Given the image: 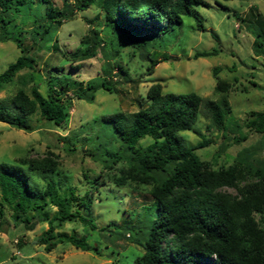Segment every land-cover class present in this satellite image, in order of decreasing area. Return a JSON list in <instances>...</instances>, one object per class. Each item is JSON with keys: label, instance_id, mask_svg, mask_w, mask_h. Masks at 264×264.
<instances>
[{"label": "trees", "instance_id": "16d2710c", "mask_svg": "<svg viewBox=\"0 0 264 264\" xmlns=\"http://www.w3.org/2000/svg\"><path fill=\"white\" fill-rule=\"evenodd\" d=\"M202 3L206 5L203 0H80L81 9L93 4L97 7L95 18L102 14L112 33L132 35L142 45L147 38L166 44L163 37L181 25L183 16L192 17L196 26L203 29L201 17L193 9L194 4ZM31 4L32 0H0V42L13 41L20 50L16 59L0 73V91L20 71H28L20 76L16 92L7 101L0 100V122L26 131L33 130L27 120L35 111L42 120L60 127L67 116L63 96L68 90L77 99L92 101L97 89L111 91L112 88L104 77L96 76L80 83L68 75L61 78L50 75L53 83L68 78L69 84L65 87L69 89L58 84L48 96L39 91L32 83L31 73L37 71L38 54L22 45ZM52 10L55 15L48 21L44 18L47 19L49 11L41 16L43 21L33 26L40 47L45 49L51 47V39L65 15L60 10ZM255 35L260 37L259 33ZM83 45L68 55L70 61L92 58L97 50L103 51L98 30H91L84 37ZM256 46L264 53L262 41ZM210 54L202 51L195 55ZM160 55L162 60L167 59L163 52L151 51L148 55L151 60L148 73L160 61ZM114 57L110 53L106 63ZM113 66L114 73L126 74V68L119 62ZM78 67L75 64L73 68ZM213 77L214 91L219 94L217 99L202 97L194 91L163 93L161 84L154 83L147 89L146 105L128 114L116 112L96 118L107 124L118 140L117 146L110 143L101 150L102 177L115 187L137 189L153 199L141 222L132 227L122 228L113 223L98 227L93 217L82 212V209L90 210L91 193L97 189L98 180L89 182V191L81 195L71 186L61 189V180L53 176L58 173V156L50 150L41 158L23 159L20 164L0 163L1 199L11 208L13 219L22 216L24 226L31 229L32 224L26 225L27 213H38V220L47 222L46 230L37 237L46 251L61 242L85 251L95 250L85 237L56 232L65 222L79 221L91 229L109 232L113 228L116 235L126 231L131 236L128 239L140 248V253L133 257L134 264H264V169H253L236 160L212 167L194 151L207 145L209 140L201 139L187 146L179 136L186 130L201 136L193 127L201 107L210 119L207 128H226V116L231 111L227 97L231 83L221 79L215 69ZM29 83L32 85L27 93L23 86ZM247 123L254 131L263 133L264 111L252 113ZM144 139L148 141L143 143ZM31 171L46 177L42 188L31 179ZM224 188H231L234 193ZM46 206L55 208L51 217L42 214ZM115 233L109 232L112 236Z\"/></svg>", "mask_w": 264, "mask_h": 264}, {"label": "rangeland", "instance_id": "374dc122", "mask_svg": "<svg viewBox=\"0 0 264 264\" xmlns=\"http://www.w3.org/2000/svg\"><path fill=\"white\" fill-rule=\"evenodd\" d=\"M203 2L206 5H193L201 17L203 29L196 26L192 17L183 16L181 25L163 37L166 44L147 38L142 45L141 40L132 35L112 33L102 14L95 18L98 9L94 4L81 9L80 0H46L45 3L32 0L22 45L38 54L37 71L31 73L34 76L32 83L39 91L48 96L58 84H62L63 89L68 86V78L53 83L50 75L58 78L68 75L80 83L96 76L104 77L112 88L111 91L97 89L92 101L77 99L68 90L63 96L67 116L60 127L42 120L38 111L28 117L31 131L0 122V163L20 164L23 159L41 158L50 150L58 156V173L53 176L61 180V189L71 186L81 195L89 191V182L98 180L97 189L91 193L90 210L82 209L84 214L93 217L98 227L110 223L122 228L132 227L143 220L153 199L137 189L115 187L102 177L101 150L110 143L117 146L118 140L107 124L96 118L116 112L128 114L146 105L147 89L154 83L161 84L163 93L194 91L202 97L217 99L215 69L221 79L231 83L227 92L231 111L226 116V128H207L210 119L201 107L193 125L201 136L188 130L180 132L179 136L187 146H193L201 139L209 140L207 145L194 151L212 167L236 160L253 169H264V132L254 131L247 123L252 113L264 111V53L256 46L262 41L264 51V0ZM52 9L65 15L51 39V47L45 49L40 47L33 26L43 21L44 13L49 11L45 22L55 15ZM93 29L99 32L103 51L97 50L92 58L70 61L68 55L83 48L84 37ZM151 51L163 52L167 59L162 60L160 55V61L148 73ZM202 51L211 54L195 55ZM110 53L115 57L106 63ZM19 54L15 42H0V73ZM115 62L126 68L125 75L113 72ZM75 64H79L77 69L73 68ZM27 72L26 69L20 71L13 82L0 91V100L7 101L16 92L20 76ZM32 83L23 86L27 93ZM147 141L142 140L143 143ZM30 176L39 188L44 186L46 177L35 171H31ZM224 189L234 193L231 188ZM54 210V207L46 206L41 211L51 217ZM0 212V264H134L133 257L140 253L139 246L128 239L131 236L126 231L116 235L111 228L109 232L116 235L112 236L108 231L91 229L79 221L65 222L56 232L85 237L95 250L85 251L61 242L46 251L37 242V237L47 228L46 221L38 220V213H27L29 221L26 225L32 224V228L27 229L22 216L13 219L11 208L3 202L1 193Z\"/></svg>", "mask_w": 264, "mask_h": 264}]
</instances>
